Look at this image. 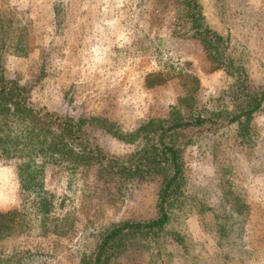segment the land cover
Returning a JSON list of instances; mask_svg holds the SVG:
<instances>
[{"label": "rangeland", "instance_id": "rangeland-1", "mask_svg": "<svg viewBox=\"0 0 264 264\" xmlns=\"http://www.w3.org/2000/svg\"><path fill=\"white\" fill-rule=\"evenodd\" d=\"M199 2L263 90L264 0ZM186 12L180 0H0V72L36 107L83 120L95 155L126 160L139 128L174 111L212 118L182 139L187 183L169 223L111 264H264V102L247 137L224 120L239 71L217 67ZM79 147L0 158V211L18 212L6 215L0 264H81L110 224L156 216L162 173L125 182Z\"/></svg>", "mask_w": 264, "mask_h": 264}, {"label": "trees", "instance_id": "trees-1", "mask_svg": "<svg viewBox=\"0 0 264 264\" xmlns=\"http://www.w3.org/2000/svg\"><path fill=\"white\" fill-rule=\"evenodd\" d=\"M180 1L187 8L186 15L194 35L203 43L208 56L218 62L217 67L229 65L228 69L239 71L236 80L238 92L234 93L237 98L236 109L229 112L224 120L239 124L241 134L249 136L252 119L264 102V89L251 90L246 84L247 75L242 76V68L235 67L226 55V41L206 23L199 0ZM211 121L210 117L185 116L174 111L169 119L151 121L139 128L136 133L142 135V140L137 150L126 160L111 158L101 151L95 155L89 138L85 136L83 120L36 107L28 87L8 78L3 69L0 72V158L32 159L42 153L48 154L50 158L63 157L80 146V157L87 160L97 157L102 161L106 174L122 181H151L160 173L163 174L156 216L110 224L103 230L92 255L87 256L81 264H111L118 252L153 238L166 227L171 212L183 197L187 183L185 144L182 139L187 131L206 126ZM17 213V210L0 211V239L12 230L9 223L12 219H6V215L15 216Z\"/></svg>", "mask_w": 264, "mask_h": 264}]
</instances>
